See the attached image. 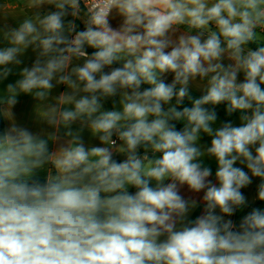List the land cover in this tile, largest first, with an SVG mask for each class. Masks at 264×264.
I'll list each match as a JSON object with an SVG mask.
<instances>
[{
  "label": "clouds",
  "instance_id": "9594fccd",
  "mask_svg": "<svg viewBox=\"0 0 264 264\" xmlns=\"http://www.w3.org/2000/svg\"><path fill=\"white\" fill-rule=\"evenodd\" d=\"M18 7L0 3V264H264V0Z\"/></svg>",
  "mask_w": 264,
  "mask_h": 264
},
{
  "label": "crops",
  "instance_id": "0c3cea01",
  "mask_svg": "<svg viewBox=\"0 0 264 264\" xmlns=\"http://www.w3.org/2000/svg\"><path fill=\"white\" fill-rule=\"evenodd\" d=\"M4 2H7L8 4H11V5L12 4H14V5L17 4L16 3V0H0V3H4ZM9 23H14V21H12L10 19L9 20ZM12 79L13 78H10L9 82H11ZM170 79H171V77H169V81H170ZM2 88H3V85H0V89H2ZM200 94H201L200 91H198L196 89H193L192 90V95L194 97H198ZM19 99H20V103L14 109L15 118L17 119V121L19 123L24 124V125L29 126V127H32V121H33V104H34V102L28 96H21ZM185 105L186 106H191L190 103L187 102V101L185 102ZM105 106L108 107V108H110L111 107V103L109 102ZM217 111H218V114H219L218 123L219 122H223V121H225L227 119H232L234 123H238L239 122L237 115H234L233 117H227L226 116L223 105L219 106L218 109H217ZM4 123H5V126H6L7 122L4 121ZM179 126L180 125H178V127ZM85 137L87 139V133L85 134ZM208 139H209V137H204V140L202 142H208ZM93 143H96V141H93ZM208 143H210V142H208ZM117 159H122V157H117ZM206 163L213 168V172H214V170H215V162H214V160H206ZM257 183H259L258 179L257 180H254V183H253V185L250 188L244 190L245 191V194L247 196H249L250 199L255 196L256 184ZM257 205H264V202H257ZM200 210L201 209H197L193 213V216L198 215L199 212H200Z\"/></svg>",
  "mask_w": 264,
  "mask_h": 264
},
{
  "label": "rangeland",
  "instance_id": "374dc122",
  "mask_svg": "<svg viewBox=\"0 0 264 264\" xmlns=\"http://www.w3.org/2000/svg\"><path fill=\"white\" fill-rule=\"evenodd\" d=\"M24 2H25V0H16V3H17V4H20L21 7L16 8V9L14 10V12L19 13V12H22V11H26V9L23 8V3H24ZM12 5H14V4H12ZM208 142H210V138L208 139ZM257 206H260V207L264 208V205H257Z\"/></svg>",
  "mask_w": 264,
  "mask_h": 264
},
{
  "label": "trees",
  "instance_id": "16d2710c",
  "mask_svg": "<svg viewBox=\"0 0 264 264\" xmlns=\"http://www.w3.org/2000/svg\"><path fill=\"white\" fill-rule=\"evenodd\" d=\"M79 23V22H78ZM91 51V50H90ZM3 127H5V123L3 119H0V129H2Z\"/></svg>",
  "mask_w": 264,
  "mask_h": 264
}]
</instances>
